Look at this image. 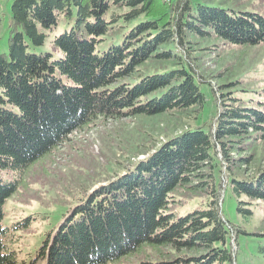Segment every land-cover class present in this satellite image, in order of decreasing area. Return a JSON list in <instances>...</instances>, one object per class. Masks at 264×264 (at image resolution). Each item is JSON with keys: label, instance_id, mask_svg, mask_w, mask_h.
I'll return each instance as SVG.
<instances>
[{"label": "trees", "instance_id": "obj_1", "mask_svg": "<svg viewBox=\"0 0 264 264\" xmlns=\"http://www.w3.org/2000/svg\"><path fill=\"white\" fill-rule=\"evenodd\" d=\"M61 15L74 17L52 38L55 50L34 51ZM188 35L264 43V16L197 0H12L8 53L0 52V170L19 176L6 180L0 173V264H18L6 240L10 227L2 223L4 204L33 161L98 119L203 108L201 85L209 80L189 56ZM151 59L172 63L148 70ZM217 94L209 128L168 135L90 189L46 233L28 264L105 263L145 247L172 252L142 264H234L237 229L221 218L218 201L227 187L237 210L249 216L253 199L264 200V165L246 177L235 172L251 160L240 150L264 140V110L243 105L231 90ZM178 186L202 193L201 207L175 216L170 204Z\"/></svg>", "mask_w": 264, "mask_h": 264}, {"label": "rangeland", "instance_id": "obj_2", "mask_svg": "<svg viewBox=\"0 0 264 264\" xmlns=\"http://www.w3.org/2000/svg\"><path fill=\"white\" fill-rule=\"evenodd\" d=\"M197 1L224 7L229 12L247 11L264 16V0ZM11 3L12 0H0V52L3 53H8ZM73 17L59 16L55 27L47 31L44 42L35 46L34 51L55 50L52 38L68 29ZM120 30L117 28L108 33L103 49L110 38L118 37ZM188 38L191 39L189 56L201 75L209 80L201 85L203 108L98 119L94 124L80 127L67 135L50 153L33 161L22 172L17 189L4 204L2 223L10 227L6 240L15 249L18 264H28L46 233L94 186L123 172L131 162L143 157L146 151L168 135L196 125L209 128L217 108L218 91L231 90L242 99L243 105L264 110V43L234 44L214 36L188 35ZM61 54L58 51L55 56ZM171 63L170 60L151 59L147 69L167 67ZM232 81L234 83L230 85ZM222 84L228 86L220 88ZM240 155H249L251 160L244 169L235 172L240 176H249L264 165V140L244 146ZM0 173L6 180L19 176L11 169L0 170ZM173 191L178 199L170 204L175 216L201 207L205 199L202 193L190 192L179 186ZM252 202L253 213L243 216L237 210V197L226 187L219 207L222 209L221 215L237 229L236 240L231 243L234 264H264V254L260 250V246L264 245V200L253 199ZM22 219H27L26 226L12 227ZM166 251L172 252L165 249L158 253L151 247H145L119 259L96 264H142L143 260L154 261L158 255H166Z\"/></svg>", "mask_w": 264, "mask_h": 264}, {"label": "water", "instance_id": "obj_3", "mask_svg": "<svg viewBox=\"0 0 264 264\" xmlns=\"http://www.w3.org/2000/svg\"><path fill=\"white\" fill-rule=\"evenodd\" d=\"M223 195H224V189H222V191H221V196H220V199H219V201H218V206H219V207L221 206ZM219 212H221V208H219ZM221 218H222L223 220H225L224 216H222V215H221Z\"/></svg>", "mask_w": 264, "mask_h": 264}]
</instances>
